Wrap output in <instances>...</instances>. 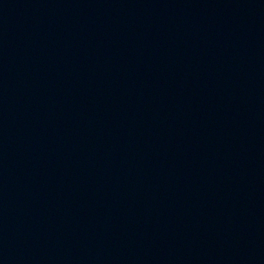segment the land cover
Instances as JSON below:
<instances>
[{"label":"water","instance_id":"1","mask_svg":"<svg viewBox=\"0 0 264 264\" xmlns=\"http://www.w3.org/2000/svg\"><path fill=\"white\" fill-rule=\"evenodd\" d=\"M0 264H264V121L169 0H0Z\"/></svg>","mask_w":264,"mask_h":264}]
</instances>
